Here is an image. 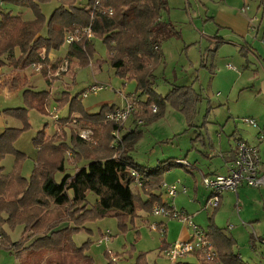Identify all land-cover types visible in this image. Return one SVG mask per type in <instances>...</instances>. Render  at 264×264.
I'll return each instance as SVG.
<instances>
[{
  "label": "rangeland",
  "instance_id": "374dc122",
  "mask_svg": "<svg viewBox=\"0 0 264 264\" xmlns=\"http://www.w3.org/2000/svg\"><path fill=\"white\" fill-rule=\"evenodd\" d=\"M79 1L82 4L86 3L85 0ZM259 3L260 10L263 11L264 4L261 0H168L163 16L166 20L173 22L177 34L171 37L163 34L155 36L164 57L162 64L155 71L157 76L155 89L162 96H166L175 85L193 86L195 94L200 99L197 113L189 121L185 113L176 109L175 104L167 102L165 112L160 118L150 123L139 124L136 128H130L143 131L141 139L131 151L137 163L150 168L167 160L177 163L169 169L170 173L165 175L166 183L175 182L169 184L185 186L187 192L179 193L174 198L166 197L169 204L179 211L186 212L192 222L204 230L207 229L210 218H212L224 234L239 240L240 245L236 249L244 253L245 260L249 264H255L249 260V256H246L249 251L254 252L253 255L259 258L260 264H264V244L258 241L264 239V188L240 187L238 196L235 192L223 195L224 199L219 208H205L208 189L203 183L200 170L207 171L210 168L209 163L217 156H214V152L207 157L205 153L194 148L207 149L205 143L206 145L217 144L219 133L222 135L221 140L224 145L228 144V135L235 132L243 133L245 141L259 138V133L255 137L257 129L245 123V118L256 119L259 122V129L264 124V61L258 59L252 52H241L239 43V38L247 32L259 33L257 24L261 12L258 13L256 21L251 22L249 19V14L256 9ZM1 6L3 10L20 15L24 19L34 18V13L30 9L11 4ZM58 6L57 0L41 5L46 20ZM209 17H214L215 21H207ZM219 25L222 28L220 32H217ZM43 33H46V29ZM217 34L218 37H214ZM210 37L213 38L209 39ZM259 38L261 41L264 39V22ZM94 42L97 52L93 62L97 59L103 61L102 70L97 75L94 74L91 64L76 67L65 61L64 58L69 49V45L65 42L60 49L48 55L44 50L41 51L45 57V63L51 67L47 74L51 81L50 84L42 72L34 70L33 66L25 70V74V71L14 70L11 66L0 69V86L6 79L19 73L22 76L26 75L27 85H34V88L31 87L34 91L50 93L46 106L47 113L35 108L30 109L31 127L22 132L15 142V147L24 153L25 158L18 160L15 154H8L2 160V165L8 173L16 170L27 179H31L39 155L34 138L41 130L54 135L56 132H62L65 126L64 131L69 140H71L73 129L83 140L95 141L93 131L82 127L79 114L76 113L67 122H63L62 119L69 115L72 97L78 95L82 99L83 107L91 109L98 96L110 93L114 98L113 103L117 107H124L127 103L125 97L130 99L135 93L136 83L134 81L124 83L107 61L108 50L103 41L96 38ZM53 62L58 66L56 70H53ZM100 83L108 84L111 88L100 91L97 96L93 94L87 98L82 97L86 89ZM6 89L0 87V132L7 127L22 126L16 118L5 115L4 110L25 106L23 91L13 93ZM64 93L70 95L67 102L63 101ZM141 107L142 105L135 106V111L129 117L128 124L136 118L135 113L139 112ZM94 109L91 111H95ZM126 133H128L127 130L123 128L122 137ZM191 148L189 161L194 162L198 157L199 164L188 168L178 161H186L185 154ZM260 156L261 164L263 162L264 166V144L261 146ZM84 162L86 161L76 163L73 152H68L65 161L66 171L56 172L55 179L61 182L65 175L73 174L76 166H81ZM217 164L216 161L211 170ZM219 171V173H224L221 168ZM135 190L137 189L134 188ZM88 199L90 204H93L97 196L90 193ZM46 212L49 213V211ZM162 220L172 222L169 228L166 229L164 226L165 232L167 231L164 234L160 229L157 231L152 229L153 224ZM70 225L73 224L62 223L59 228ZM230 225L233 226L230 228ZM3 229L9 236L7 242L9 247L22 238H29L30 242H33L40 236L36 233L34 235L30 230L25 232L23 225L11 227L4 224ZM169 232L171 234L182 232L185 238L180 237L178 240L187 241L192 231L187 223L177 219L142 211L133 222L131 220L127 222L125 229L119 219L112 216L87 222L81 230L75 232L73 241L79 247L89 244L88 252L93 256L94 264H108L110 259L115 258H117L115 261L117 264H133L142 254L146 255L149 264H171L160 252L164 246L166 234L169 235ZM187 232H189L188 235ZM108 233L112 235L111 240L100 245L98 240ZM2 234L0 230V238L4 237ZM251 236L255 238V251L251 249ZM123 257H126L127 261ZM18 262L19 258L14 252L6 249L0 250V264H17Z\"/></svg>",
  "mask_w": 264,
  "mask_h": 264
},
{
  "label": "trees",
  "instance_id": "16d2710c",
  "mask_svg": "<svg viewBox=\"0 0 264 264\" xmlns=\"http://www.w3.org/2000/svg\"><path fill=\"white\" fill-rule=\"evenodd\" d=\"M52 1L0 0L2 4L30 9L34 13L33 19H24L3 10L0 5V69L11 66L14 70L25 71L33 64H42L40 71L50 84L47 74L51 67L43 60L41 51L48 55L60 49L68 31L92 25L94 37L69 45L65 61L76 67L90 65L97 52L94 41L101 39L108 50L107 61L115 69L116 75L124 83L134 81L137 97H145L140 101L142 107L139 112L135 113L136 122L142 120L150 123L160 118L167 102L175 104L176 109L185 113L189 121L196 115L199 98L193 86L175 85L166 96L155 89V71L164 60L155 36L163 34L171 37L177 34L175 25L162 19L168 0H102L103 9H113L111 16L94 11L95 0H85L84 4L79 0H57L59 6L46 20L41 5ZM52 67L53 70L58 68L54 62ZM0 87L23 89L25 103L24 107L4 110L5 115L16 118L22 126L7 127L0 132V230L4 236L0 238V250L14 252L19 258L17 264H94L93 256L88 253L89 244L79 247L73 241V235L85 223L112 216L117 217L125 229L127 222H133L142 211L152 213L156 203L166 205L157 194L145 199L143 194L134 192L131 170L136 169L142 174V190L149 195L162 189L166 171L177 163L162 161L154 168L137 163L131 151L143 135L141 130L126 133L118 149L112 148V133L122 131L124 126L108 120L106 115L117 106L105 105L99 112L90 114L84 110L78 95L70 99V95L64 93L63 101L70 99V108L68 117L62 120L67 122L73 115L79 114L82 127L93 131L95 141L83 140L73 129L69 140L65 126L62 132L54 135L41 130L34 138L39 155L31 179L16 170L8 173L2 160L8 154H15L18 160L25 158L24 153L15 147V142L22 132L31 127L30 109L47 113L50 93L34 91L19 73L6 79ZM154 106L157 107L156 111ZM70 151L76 163L86 162L77 166L74 174H67L58 182L54 174L66 171L65 161ZM90 193L97 196L93 204L88 199ZM62 223L73 225L60 229ZM4 224L11 227L23 225L25 232L30 230L40 236L33 242L29 238H22L9 247ZM208 236L219 257L213 264H246L234 252L235 240L224 234L212 218ZM107 255L110 259V255ZM108 264L117 263L110 259ZM134 264L149 263L146 255L142 254Z\"/></svg>",
  "mask_w": 264,
  "mask_h": 264
},
{
  "label": "built area",
  "instance_id": "2783aa9c",
  "mask_svg": "<svg viewBox=\"0 0 264 264\" xmlns=\"http://www.w3.org/2000/svg\"><path fill=\"white\" fill-rule=\"evenodd\" d=\"M0 5H2V3H0ZM95 10L102 14L113 15L112 8H102V0H95L94 11ZM94 11H92V15L94 14ZM93 37L94 33L92 31V25H88L84 28H74L66 33L65 43L71 45L82 41L83 39L90 40ZM41 56L43 60H45V57L42 54ZM32 66L36 71H40L43 67L42 64H33ZM229 66L233 68L231 65ZM110 88L111 87L108 84H95L83 92V97L86 98L92 94H97L102 90ZM137 101V95L133 94L130 99L127 98V103L124 107H116L109 112L106 115L107 119L114 121L118 125L124 126L131 114L135 111ZM156 110L157 108L154 107V111ZM245 123L254 128H259V124L254 118H245ZM112 134L113 140L111 147L118 149L122 138L121 130H115ZM259 139L264 141V132H259ZM236 152V158L231 164L227 174L203 177V183L206 189L210 191L209 198L206 202V208H219L224 193L228 191L236 192L242 185L264 188V172L261 168V156L258 146L250 145L244 139H238L236 142ZM178 162L189 166L187 161ZM131 174L134 177V182L132 184L138 188H143L144 179L142 174L136 169H132ZM162 189L164 194L169 198H174L178 194L177 184L164 182ZM183 192H187L185 186L183 187ZM153 213L165 218L177 219L187 223L191 228L192 232L187 241L177 240L163 251L164 256L171 264H182L184 258L195 253H199L207 263L213 264L218 261V253L208 236V232L194 224L191 217L186 212L179 211L174 206L166 203V205L156 204L153 208ZM152 229L154 231L160 229L163 234L165 233V227L160 223L153 224ZM111 236V233L104 234L100 242L108 243L111 240ZM114 261H117V258H115Z\"/></svg>",
  "mask_w": 264,
  "mask_h": 264
},
{
  "label": "crops",
  "instance_id": "0c3cea01",
  "mask_svg": "<svg viewBox=\"0 0 264 264\" xmlns=\"http://www.w3.org/2000/svg\"><path fill=\"white\" fill-rule=\"evenodd\" d=\"M261 3H263L264 4V0H261ZM3 6H4V4H3ZM260 8H261V5H260V3L257 5V7H256V9L255 10H253L252 11V13L251 14H249V19H250V21L251 22H253V21H256L257 20V16H258V13H260L261 14V16H260V18H258V26H259V33L258 32H256L257 34H253V33H249V32H247V34L246 35H244V36H241L240 38H239V40H240V51L241 52H252L258 59H260V60H263L264 61V39L261 41V39L259 38V35H260V31H261V28H262V26H263V22H264V10L263 11H261L260 10ZM162 19L163 20H166L165 18H164V16H163V14H162ZM169 21H171V20H169ZM207 21H211V22H214L215 21V18L214 17H209L208 19H207ZM172 22V21H171ZM173 23V22H172ZM249 24H250V22H249ZM220 26V25H219ZM257 26V27H258ZM250 27V26H249ZM221 28H222V26H220L219 27V29L217 30V32H220V30H221ZM214 37H218V34H217V36L216 35H214ZM213 37H210L209 39H212ZM102 65H103V61H101V60H96V61H94L93 62V60H92V62H91V66L93 67V71H94V74L95 75H97L98 73H100V71L102 70ZM231 69V68H230ZM233 70V69H232ZM26 73V71L24 72V74ZM176 75V74H175ZM24 76V78L26 79L27 77H26V75H23ZM176 78H177V75H176ZM30 82V81H29ZM30 87H33L34 88V85H29ZM180 86H184V84L183 85H180ZM186 86H188V85H186ZM6 90H10L9 88H7ZM19 90H21V91H23V89H18V90H11V91H13V93L15 92V91H19ZM135 94V93H134ZM93 95V94H92ZM97 95H99V93H97V94H94V96H97ZM82 97H83V94H82ZM81 97V98H82ZM89 97V96H88ZM84 98V97H83ZM87 98V97H86ZM128 97H125V99H127ZM145 99V97H140V98H138V101L136 102L137 104H136V106L137 105H141V103H140V101L141 100H144ZM200 100V99H199ZM81 101H82V99H81ZM114 98H113V95L112 94H110V93H106V94H103V95H101V96H98L97 98H96V101L94 102V105H93V107L91 108V109H85V107H83L84 108V110L87 112V113H90V114H95V113H97V112H99L100 110H101V107H103V106H105V105H109V106H112V105H115L114 103ZM199 102V101H198ZM198 105V104H197ZM123 107V106H122ZM94 108H96V109H94ZM196 108H197V106H196ZM95 110V111H91V110ZM196 113H197V111H196ZM129 120V119H128ZM128 120L126 121V123L124 124V130L126 129L127 130V132H130L131 130H134L136 127H137V125H139V124H144V122L142 121V120H139V121H135V119H133V120H131V122H130V124H128ZM259 123V122H258ZM127 124H128V126H127ZM261 125V124H260ZM127 126V127H126ZM132 127H135V128H133V129H130V128H132ZM254 128V127H253ZM255 129H257V131H255V137H256V134H258L259 133V131H263L264 132V124L263 125H261V127H260V129L259 128H255ZM187 131V130H186ZM218 136H219V141H218V143L217 144H215V143H210L209 145H206V143H205V146H206V148L207 149H199V148H194V149H196V150H199V151H201V152H203V153H205V155L207 156V157H209V155H210V153H214L215 152V155L214 156H217L216 157V159H214V160H212L210 163H209V169L207 170V171H204V170H200V175L202 176V178L204 177V176H215V175H223V174H227L228 173V171H229V168H230V166H231V164L233 163V161L235 160V158H236V155H237V152H236V142H237V140L238 139H244V134L243 133H233V134H231V135H228V137H229V139H228V144L227 145H224V143H223V141L221 140L222 139V135L219 133L218 134ZM258 137H256L255 139H251V140H247V142H249V143H251V144H254V145H256V146H258V148H259V150H260V152H261V146L264 144L263 142L264 141H261L259 138L257 139ZM208 146L210 147V148H208ZM194 147H196L195 145H194ZM193 149V150H194ZM192 150V148L191 149H189L188 150V152L185 154V160L187 161V163H189V166H187L188 168H190V166H196L197 164H199L198 163V157H196V159H195V161L194 162H192L191 160L189 161V158H190V151ZM218 162V164L216 165V166H214V169L213 170H211L212 168V166L214 165V163L215 162ZM182 164V163H181ZM143 165V164H142ZM182 165H184V164H182ZM146 166V165H145ZM185 166V165H184ZM77 167V166H76ZM150 168V167H149ZM219 168H221V170H224V173H219L220 171H219ZM261 168H262V170H263V172H264V166H263V162H262V164H261ZM167 173H170L169 172V170L168 171H166V173H165V175L167 174ZM74 174V173H73ZM165 175H164V181L165 182H167L166 180H165ZM179 180V179H178ZM177 180V181H178ZM168 183H175V182H168ZM243 186H247V185H242V186H240V187H243ZM131 187H132V189H133V191H134V188H136L137 190H135L134 192H139V193H141V194H143L142 196L145 198V199H147L149 196H151V195H154V194H157V195H159L160 197H161V200L164 202V203H167V204H169V201L167 200V196L164 194V191H163V189H160V190H157L156 192H152L151 194H149V195H147V194H145L144 193V190H142L143 188H138V187H136V186H134L133 184L131 185ZM183 187L184 186H181L180 184L178 185V194L179 193H184L183 192ZM240 187L238 188V190L235 192L236 194H237V196L239 195V189H240ZM249 187V186H248ZM228 192H233V191H228ZM228 192H226V193H228ZM226 193H224V196H225V194ZM177 194V195H178ZM185 194V193H184ZM209 195H210V191L208 190V198H209ZM224 196L222 197V202H223V199H224ZM169 198V197H168ZM208 198H207V200H208ZM207 200H206V202H207ZM221 202V203H222ZM157 204V203H156ZM155 204V205H156ZM206 204V203H205ZM154 205V206H155ZM222 205V204H221ZM220 205V206H221ZM205 208H206V205H205ZM167 222H169V224H167ZM160 224H162L163 226H166V229H167V227L169 228V225H171V223L172 222H170V221H165V220H162L161 222H159ZM231 226H233V225H230L229 227L231 228ZM206 231L207 232H209V224H208V227H207V229H206ZM167 232V231H166ZM165 232V233H166ZM188 233L189 232H187V235H188ZM182 238V237H184V235H183V233L182 232H180V233H178V234H171L170 232H169V235H168V233L166 234V239L164 240V246H163V248H161L160 249V252H162L163 253V251L170 245V244H172L173 242H175V241H177L179 238ZM187 237V236H186ZM185 238V237H184ZM234 240H235V246H234V252L246 263V264H249V262L247 261V260H245V256H244V253H242L241 251H238L236 248L238 247V245H240V243H239V240L238 239H236V237H232ZM100 240L101 239H99L98 240V242H99V244L100 245H102V244H104V242H100ZM254 241H255V238H254V236H251V239H250V243L252 244V247H251V249H252V251H255V245H254ZM258 241H260L262 244H264V239H261V240H258ZM89 254H90V252H88ZM254 254V252H251L250 253V251L248 252V254H246V256H249L248 258H249V260H251L252 262H254L255 264H260V260H259V258L257 257V256H254L253 255ZM123 259L124 260H126V257H123ZM127 261V260H126ZM183 262H189V263H192V264H208V263H206V261L202 258V256L199 254V253H195V254H191V255H189V256H187L186 258H184L183 260H182V263ZM221 262V261H220ZM134 264V263H133Z\"/></svg>",
  "mask_w": 264,
  "mask_h": 264
}]
</instances>
